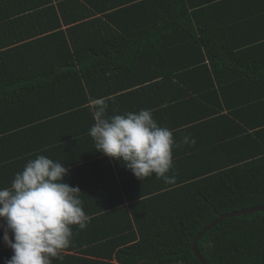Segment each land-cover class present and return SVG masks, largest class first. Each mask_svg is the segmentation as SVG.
I'll list each match as a JSON object with an SVG mask.
<instances>
[{
    "label": "trees",
    "instance_id": "trees-1",
    "mask_svg": "<svg viewBox=\"0 0 264 264\" xmlns=\"http://www.w3.org/2000/svg\"><path fill=\"white\" fill-rule=\"evenodd\" d=\"M97 99L173 131L175 183L94 149ZM38 155L82 193L89 223L66 251L202 264L204 228L264 206V0H0V188ZM198 249L208 264H264V211L222 221Z\"/></svg>",
    "mask_w": 264,
    "mask_h": 264
},
{
    "label": "clouds",
    "instance_id": "clouds-1",
    "mask_svg": "<svg viewBox=\"0 0 264 264\" xmlns=\"http://www.w3.org/2000/svg\"><path fill=\"white\" fill-rule=\"evenodd\" d=\"M108 103L97 99L88 135L94 149L123 163L140 181L155 177L175 183L173 131L161 126L151 110L108 115ZM181 143H195L185 136ZM170 173H172L170 175ZM69 169L45 155L30 159L17 172L10 187L0 188L3 242L13 255L5 264H53L72 245L74 226L86 229L81 191L64 178ZM11 233V238L9 236Z\"/></svg>",
    "mask_w": 264,
    "mask_h": 264
},
{
    "label": "crops",
    "instance_id": "crops-1",
    "mask_svg": "<svg viewBox=\"0 0 264 264\" xmlns=\"http://www.w3.org/2000/svg\"><path fill=\"white\" fill-rule=\"evenodd\" d=\"M95 245V244H94ZM91 246V247H90ZM4 250H8L9 254L12 256L13 252L11 248L4 246ZM91 252H95L92 248V245H89ZM84 252V251H66L62 252L63 260H54L53 264H94V263H104V264H119L116 260H108L102 258L100 255Z\"/></svg>",
    "mask_w": 264,
    "mask_h": 264
},
{
    "label": "water",
    "instance_id": "water-1",
    "mask_svg": "<svg viewBox=\"0 0 264 264\" xmlns=\"http://www.w3.org/2000/svg\"><path fill=\"white\" fill-rule=\"evenodd\" d=\"M262 211H264V206L254 207V208H250V209H247V210L230 213V214L221 216L220 218H218L217 220H215L213 223H211L210 225H208L206 228H204L197 235V237L195 238L194 243H193V251H194L195 255L198 257V259L200 260V262L202 264H208L207 261L205 260L204 256L200 253V251L198 249V242L200 241V239L202 238V236L205 233H207L212 228H214L217 224L221 223L222 221H224L226 219L233 218V217L244 216V215L251 214V213H254V212H262Z\"/></svg>",
    "mask_w": 264,
    "mask_h": 264
}]
</instances>
